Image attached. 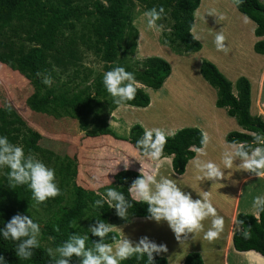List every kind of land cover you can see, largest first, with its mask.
I'll return each instance as SVG.
<instances>
[{"label":"trees","instance_id":"trees-1","mask_svg":"<svg viewBox=\"0 0 264 264\" xmlns=\"http://www.w3.org/2000/svg\"><path fill=\"white\" fill-rule=\"evenodd\" d=\"M133 1L145 5L146 10L153 7L157 9L161 6L164 7L163 17L168 16L172 21V39H167L169 46L176 42L179 45L178 49L184 53H195L201 49V44L191 34L194 12L198 8L200 0H157L152 3L147 0H107L108 7H105L100 0H92L90 7L79 5L76 0H0V20L10 16L19 6H24L42 20V34L44 39L48 40L65 32H74L79 26L87 27L90 33L89 51L103 64L104 72L88 71L75 84L69 85L62 82L57 74L48 69L43 61L41 49L33 48L16 62L15 71L24 77L34 89V93L26 98L25 104L32 114L52 116L57 120L70 118L77 122L81 132L86 131L85 137L110 139L111 144H107L105 141L103 144L114 147H117L115 143H128V146L142 156L136 147V141L145 132L142 127L134 125L126 136H117L109 128L107 114L123 104L146 108L150 103L149 96L142 88H138L135 99L117 105L103 83L104 74L112 68L120 66L118 65L120 55L134 56L136 51L138 31L132 24ZM235 7L256 24L255 35L262 37L263 40L255 43L254 51L264 55V5L258 0H244L242 4L235 5ZM0 57L3 59L2 65L4 64L3 66L9 70L12 63L14 64L13 58L9 55ZM8 63L10 67L7 66ZM136 63L140 65V68H131L122 64L121 66L126 71L133 73L137 82L153 90L160 89L171 72L170 65L158 57L145 58ZM37 72L44 75L51 74L52 85L43 84L42 77H38ZM200 73L203 79L216 91V107L225 109L228 116L234 118L237 124L247 132L229 133L226 136L228 143L232 141L251 143L252 133H264V122L259 117L251 116L249 111L251 92L247 79L241 77L236 81V94H233L232 84L212 63L206 60L202 61ZM203 137V133L196 128L181 129L172 136H166V143L163 146L160 159L171 157L173 173L178 176L182 175L187 163L195 157V150L203 147ZM23 141L27 154H31L33 151L38 154L47 147L45 141L37 144L39 134L35 131L31 132L28 138ZM39 145L40 147H38ZM146 159L150 161L148 158ZM148 168L150 167L147 164H143L145 172ZM127 169L142 171L133 167ZM132 170L119 171L113 176V181L109 185L102 186L96 191L74 184L73 205L59 219L54 229L33 219L34 222L40 224L42 237L49 238L53 247L56 248L65 243L73 234L88 235L86 248H93L95 242L100 238L92 235L89 229L95 225L96 220L110 224L113 216L112 205L115 203L112 202L110 205L108 202H104L102 207H97L95 201L105 196L110 188H116L117 191L122 192L126 200L132 204V207L128 209L129 218H147L149 216L148 205L134 200L128 190L131 184L141 176ZM1 171L2 169H0V229H3L14 215L18 213L25 215L26 196L23 186H16L14 187L18 193L16 204L10 205L7 200L3 199L2 193L8 179L7 173L1 174ZM132 196L134 197L133 194ZM239 221L244 222L245 230L250 229L251 238L245 239L240 231L236 232L232 238L234 250L250 255L254 260L264 264V212H259L258 218L240 213L236 217L237 224ZM104 240L106 243H114L119 240V236L112 231ZM18 243L19 241L4 239L0 233V256L4 257V264H55V257L49 256L47 249L40 243L39 247L33 250L30 259L19 258L15 250ZM81 259L82 257L73 256L69 264H80ZM146 262V256L143 260H138L133 256L122 261L121 264H146ZM154 264H167V260L154 254ZM183 264H203V260L200 254L190 253L186 256Z\"/></svg>","mask_w":264,"mask_h":264},{"label":"rangeland","instance_id":"rangeland-1","mask_svg":"<svg viewBox=\"0 0 264 264\" xmlns=\"http://www.w3.org/2000/svg\"><path fill=\"white\" fill-rule=\"evenodd\" d=\"M147 1L152 3L157 0ZM258 1L264 5V0ZM76 2L89 7L92 4V0H76ZM228 2L234 6L233 0H202V6L196 19L194 15V21L196 20L194 35H200L201 26L207 28L206 30L210 28V23L203 22L204 10H208L210 7L220 9V15L229 21L227 36H230L231 39L236 36L238 24L247 22L253 24L236 9H230ZM132 4V24L138 31V47L134 56L120 55L118 65L140 68L136 62L151 57L150 53L155 49L154 44L159 45L157 43L162 41L168 45L167 39H172V21L168 16H165L157 21V25H162V28H149L147 17L144 15L147 11L145 5L138 1H133ZM212 9L208 10L211 13L210 16H212ZM250 23H247L248 27H251ZM214 24L216 25L215 22ZM221 28L225 30L226 26L222 25ZM42 31V20L24 6H19L10 16L0 20V56L9 55L14 62L11 67L8 63L7 66L10 68L7 70L3 66L4 64L2 65L3 59L0 57V136H6L10 143L22 146L25 154L28 155L23 137L28 135L31 128L32 132L37 130L41 136L44 135L45 137L40 143L45 141L47 147L41 152L47 154V158H41V152L38 154L34 152L32 155L47 167L55 170V182L61 190L59 196L64 200L69 198L73 185H78L77 178L78 182H82L88 187H96L98 184L107 182L114 170L120 169V167L125 168L123 161L126 159L129 160L128 167L141 169L143 172V164H147L149 167L154 165L156 160L148 161L127 144L115 143L117 147H114L107 145L112 143L110 139L101 140L82 136L75 120L63 118L61 121H55L50 117L32 114L24 107V101L34 91L28 81L15 71L16 62L33 48L41 49L43 61L48 69L57 74L62 82L69 85L75 84L88 71L104 72L103 64L89 51L90 33L87 27L79 26L74 32H65L52 40L44 39ZM207 34L205 31L202 35L205 40L208 39ZM213 36H210L211 39ZM178 46L175 42L171 47L175 50V48L178 49ZM169 55L166 57L173 69V80L175 81L173 86L164 87L159 91L144 89L151 100V104L146 109L123 104L114 111H109L107 114L109 128L121 137L126 136L134 125H140L144 130L160 128L167 133V136L173 135L182 128H196L191 126L203 122L210 126H212L211 123H217L220 130L234 131L231 123L237 126L236 122L227 116L225 109H218L214 105L216 91L200 75L199 67L201 62L206 60L203 56L205 54L176 55L171 53V56ZM154 56L160 57L158 54ZM115 64L117 63L115 62ZM262 64L264 65V56L263 61L262 59L255 61L251 69L252 81L250 84L253 106L260 86L258 71ZM251 110L256 115V110L253 107ZM173 129L175 130L173 131ZM209 133L212 139L216 137L210 129ZM104 141L107 144H103ZM107 157H113V162H109L110 164L106 166ZM0 169H2L1 174H6L9 171L7 167ZM149 169H146L147 173H150ZM162 170V173L169 172V176L174 178L168 164L163 165ZM101 171L109 173L100 175ZM75 175H77L76 181ZM23 188L25 196L28 198V204H32L34 199L31 189L27 184L23 185ZM14 189L8 181L2 193V198L7 200L10 205L16 204L18 197V193ZM189 193L194 196L192 192ZM31 206L33 207L34 204ZM128 220L129 216L122 219L113 208V216L110 221L113 228L116 224ZM121 228L117 226V230L113 231L118 234L119 238L125 236L130 239L128 231L124 234ZM39 243L47 250L51 248L55 253L56 248L53 247L49 238L41 235ZM238 256L250 264H262L250 255L240 254Z\"/></svg>","mask_w":264,"mask_h":264},{"label":"clouds","instance_id":"clouds-1","mask_svg":"<svg viewBox=\"0 0 264 264\" xmlns=\"http://www.w3.org/2000/svg\"><path fill=\"white\" fill-rule=\"evenodd\" d=\"M233 2L239 6L244 0H233ZM101 3L105 7L109 6L107 0H101ZM164 14L163 6L147 10L144 15L147 17L149 28H162V25H157V21ZM225 41L226 36L222 32H217L216 47L227 54L229 49L225 46ZM36 75L42 77L43 84L52 85L51 74L44 75L37 72ZM103 83L117 105L135 99L137 89L140 87L134 74L126 71L122 66L107 71L104 74ZM85 134L86 131L81 132L82 136ZM166 136L167 133L160 128L147 129L136 141V147L143 157L158 160L162 155ZM252 137L251 143L232 141L228 144L222 154L223 167L212 160L197 159L196 167L202 173L199 179L211 181L224 179V169H231L236 160L240 161L239 165H235L238 169L253 173L259 178L264 177V133H252ZM208 140L207 134H204L202 143L207 144ZM203 154L201 150V155ZM123 162L127 169L129 160L126 159ZM3 167L9 169L7 179L11 187L27 184L37 203H43L61 194L55 182V170L47 167L34 155H26L22 146L10 143L6 136H0V168ZM128 190L130 194H134L133 198L137 202L148 205L149 216L147 218L156 222L166 221L175 234V238L180 242L187 240L189 234L198 232H204V239L213 241L219 238L224 229V218L217 213L208 194L205 193L201 199L194 200L191 193L184 192L173 178L161 175L157 179L156 175L141 171V176L131 184ZM104 202L110 205L115 202L112 207L122 219L127 218L128 209L132 207L125 195L116 188L108 189L105 196L95 201V206L102 207ZM253 208L257 214L264 212V195L254 198ZM210 217L211 227L204 231L203 222ZM112 230L113 225L96 220L95 225L91 226L89 231L100 240L95 242L93 248H86L88 235L73 234L65 243L56 247L55 253L49 248L48 254L55 257V264H69L73 256L82 257L80 264H121L122 261L133 256L138 260H143L146 256V264H154V254L160 255L168 251L165 244L157 245L146 236L141 237L138 242H133L123 236L114 243H106L104 238ZM237 231H240L245 239L251 238L250 229H244L243 221L238 222ZM0 233L6 240L19 241L15 249L19 258L30 259L33 250L39 247L41 226L34 222L32 217L18 213L6 223L3 229H0ZM0 264H4L3 256H0Z\"/></svg>","mask_w":264,"mask_h":264},{"label":"crops","instance_id":"crops-1","mask_svg":"<svg viewBox=\"0 0 264 264\" xmlns=\"http://www.w3.org/2000/svg\"><path fill=\"white\" fill-rule=\"evenodd\" d=\"M201 2L202 0H200L199 6L195 10L194 15L200 8ZM228 5H230L231 7L230 9H236L235 5L233 6L230 3ZM211 9L212 8L210 7L208 10L210 11ZM208 10H204L203 22L210 23V28L206 30L207 28L201 26L200 35L195 36L194 35V28H195L194 24H196V20H195L193 22V26L191 29V34L194 35L193 37L201 44V49L198 52L184 53L177 48L173 50L171 46L169 47V45H166L165 43L160 41L159 43H157L159 45L154 44L155 49H153L150 55L151 57H157L154 55L158 54L160 55V57L158 58L165 60L169 64V59L166 56H168L169 54H170L169 56H171V53H175L176 55H186V54L196 55V54L204 53L205 55L203 56L206 59V61L208 60V62L212 63L217 68V70L232 84L233 94H236L235 91L236 81L239 78L243 77L247 79L250 84L252 81L251 69L253 68L254 62L259 59H262L263 61L264 55L257 54L254 51L255 43L263 40V38L257 37L255 35L256 24L247 17L253 23L251 24L250 22H247L250 23L249 25H251V27L250 26L248 27L247 23L238 24L237 32H235L236 36L233 39H231L230 36H227L228 35L227 27L229 25V21L224 16L220 15V9L218 8L212 9L213 10L212 16H210V12ZM214 22L216 23V25L214 24ZM222 25L226 26L225 30L221 28ZM205 31L208 33L207 34L208 39L206 40L202 37ZM217 32H222L226 36L225 46H227V48L229 49L227 54H225L224 51L218 50L216 47L215 36ZM211 35H214L212 39L210 37ZM137 47H138V42H137L136 50ZM220 58L222 59L220 60ZM170 68H171V72L163 82L161 88L158 90H153V89L151 90L159 91L162 90L164 87L173 86L175 81L173 80V69L171 65ZM199 72H200V67H199ZM258 77H259L260 86L257 91L256 100L254 101V106L252 105V102H250L249 111L251 116L259 117L264 122V104H263L264 65L263 64L261 66V69L258 71ZM139 85H140L139 88H142L143 90L150 89L143 86L140 83ZM32 90L34 91L33 88ZM250 92H251V84H250ZM216 99H217V95L215 98V103H216ZM250 100H251V93H250ZM149 105L147 107H149ZM24 107L28 110L26 104ZM251 107H253L256 110V115H254L253 111L251 110ZM146 108H141V109H146ZM50 117L55 121L62 120V119L57 120L52 116ZM234 121L236 122L235 119ZM211 124L212 126H210V124H206L203 122V123H196L191 126V127H196V129H199L203 133V136L204 134H207L209 140L208 143L204 144L202 148L195 150V157L187 163L185 167V171L182 175L178 176L173 173L171 167V161H172L171 157H165L162 159L159 158L158 160L155 161L154 165L150 166V169L149 168L148 169L150 170V174L156 175L157 179H159V176L161 175L170 177L169 172L162 173L163 172L162 166L168 164L170 173L174 176V178L173 177L170 178L175 179L182 187V190L184 192L186 193L192 192L194 194V196H192L194 200L201 199L204 196V194L207 193L214 207H216L217 213L220 216H222L225 221L224 229L220 234L219 238L213 241H208L204 239V232H198L194 234H189L187 240H183L182 242H180L175 238V234L173 233V231L171 230V228L169 227L166 221L156 222L155 220L148 218H134V219L129 218L128 221H123L119 224H116L117 226L122 227L121 229L124 234L126 233V231H128V234H130V239L133 242H138L141 237L146 236L150 241L156 243L157 245L165 244L167 246L168 251L158 256L164 257L167 260V264H183L186 256L190 253L200 254L203 260V264H250L249 262L244 261V259L241 256H238L244 253H240L234 250L232 245V238L233 235L236 232H238L237 222H236V217L238 214L242 213L258 218L259 213L257 214L256 210L253 208V201L256 196L264 195V177L259 178L256 175L238 169L235 165H239L240 161L236 160L234 162L235 165L231 169H224V173H225L224 179L218 181L199 179L202 173L196 167L195 161L197 159L212 160L215 163L220 164L221 167H223L222 154L226 150L229 144L226 141V136L231 132L247 133L237 124V122H236L237 126H234L231 123L232 128L234 130V131L231 130V132H229L227 129L220 130L219 124L217 123H211ZM209 129L215 133L216 136L215 138L212 139V136L209 133ZM32 130L33 129L31 128V130H29L28 135L23 137V140H26L28 138ZM174 130L175 129H173V131ZM179 130H177L175 133H177ZM36 132L39 134V141L37 143L39 144L40 141L45 136L44 135L41 136L40 132L37 130ZM201 150H203L204 152L203 155H201ZM31 154H34V151ZM40 154H41V158L42 157L44 159L47 158V154H45L44 152H41ZM107 158H108V162H106V166L110 164L109 162H113V157L112 158L107 157ZM123 170H132V169H122V168L117 169V171L111 172V175L109 177V179L111 178V180L108 179L109 181L107 180V182L105 183L98 184L96 187H88L87 185H84L82 182H78V178L76 181L77 175H75L74 178L79 186L89 190H97L102 186L109 185L113 181V176L119 171H123ZM132 171L141 174L140 171L137 170H132ZM108 173L101 171L100 175H106ZM73 187L70 190V195L67 200H64L59 195L54 198H49L43 203H37L34 199L33 200L34 202L32 203L34 204V206L32 207L31 203L28 204V198L26 197V201H25L26 208L24 214L39 221L41 224L47 225L52 229H54L57 226L59 219L63 215H65L66 212L73 205V196H74ZM131 197L133 198L132 194ZM203 223H204V231H207V229L211 227V217L206 219ZM116 225L114 226L113 230H117ZM121 238L122 237L120 236L119 239ZM245 253H249V252H245Z\"/></svg>","mask_w":264,"mask_h":264}]
</instances>
